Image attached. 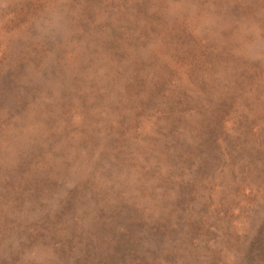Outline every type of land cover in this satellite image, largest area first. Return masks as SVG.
Masks as SVG:
<instances>
[{
  "label": "rangeland",
  "instance_id": "374dc122",
  "mask_svg": "<svg viewBox=\"0 0 264 264\" xmlns=\"http://www.w3.org/2000/svg\"><path fill=\"white\" fill-rule=\"evenodd\" d=\"M0 264H264V0H0Z\"/></svg>",
  "mask_w": 264,
  "mask_h": 264
}]
</instances>
